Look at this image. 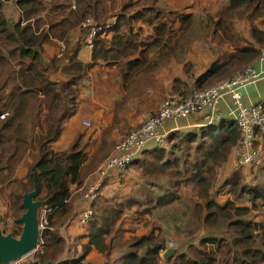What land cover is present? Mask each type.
I'll use <instances>...</instances> for the list:
<instances>
[{
  "label": "trees",
  "instance_id": "trees-1",
  "mask_svg": "<svg viewBox=\"0 0 264 264\" xmlns=\"http://www.w3.org/2000/svg\"><path fill=\"white\" fill-rule=\"evenodd\" d=\"M10 1L13 0H0V196L7 200L10 209L9 217H3V232L14 237L21 235L22 224L17 220L26 211L23 196L32 192L35 185L39 188L37 199L45 202L41 209H52L50 229L41 234L43 251H36L34 262L28 264H162L161 253L166 249L163 227L153 225L156 227L131 236L124 243L125 252L115 257V248L122 247L121 242L116 244V237L122 232L116 230V225L129 209L139 214L141 220L153 210L175 207V203L184 205L191 213L195 211L198 224L217 225L222 220L224 226L234 230L232 237L198 238L203 248L212 247L209 246V251L195 250L192 256L181 251L177 257L181 264H216V250L223 247L236 253L231 264H264V223L246 219L248 207L231 199L224 205L209 199L203 208L200 203L192 206L183 200L185 187L209 186L210 178L216 176L239 145L241 132L232 117L223 115L216 122L206 123L201 114H193L190 118L199 126L171 131L163 144L148 147L133 159L129 170L132 174L139 173L136 182L132 183L129 175H118V183L112 188L115 193L108 194L109 181L105 180L97 198L85 199L86 208L77 214H74L77 197L72 195V186L82 188L85 180L95 175L111 156L115 145L141 123L119 141L107 140L105 135L109 132L104 133L91 155L82 144L83 133L65 151L53 148L66 122L78 112L81 85L90 70L101 61L108 66L120 64L128 97L135 93L139 96L158 83L159 72L178 54L179 35L195 29L191 28L192 15L180 18L183 25L177 36L163 21L162 13L168 9L161 0H15L17 20L9 17ZM149 1L153 6L146 7ZM228 2L211 27V38L227 51L198 76L194 74L193 63H184L190 79L173 80L169 89L172 98L186 100L257 63L264 46V0ZM237 16H245L251 25L247 37L233 30ZM88 18L98 23L116 18L118 23L107 31L106 34L112 32L110 38L97 35L91 61L84 63L79 55L85 45V34L75 45H70V36ZM144 28L152 30L146 38H142ZM56 40L66 43L64 52ZM49 46L62 55L55 52L45 58ZM57 72L66 77L62 83L52 79ZM257 103L263 106L264 114V98ZM156 113L154 109L153 114ZM255 150L258 158L250 165L235 167L237 170L225 182L235 200L248 202L252 207L264 202L263 133L258 132ZM28 158L31 161L26 175L19 177L17 172ZM246 168H252L254 181H248L250 175L244 176ZM128 183L132 184V190L123 193ZM82 192L84 198L85 191ZM113 201L117 202L115 206L111 204ZM87 209H92L93 220L83 224L82 215ZM72 216L86 233L74 237V250L70 249V254L58 261L66 242L52 228ZM84 239L86 243L77 252L76 245ZM188 246L192 244L186 243L185 247ZM93 252L102 256L103 261L90 260Z\"/></svg>",
  "mask_w": 264,
  "mask_h": 264
},
{
  "label": "rangeland",
  "instance_id": "rangeland-1",
  "mask_svg": "<svg viewBox=\"0 0 264 264\" xmlns=\"http://www.w3.org/2000/svg\"><path fill=\"white\" fill-rule=\"evenodd\" d=\"M228 1L229 0H161V4L163 6H166L168 9V10H164V13H162V15L164 16L163 21L164 23L167 24V27L169 29H172L174 33L175 32L177 33V36L180 34L179 33L180 27L183 25V22L180 20V18L183 17L185 14L192 15L193 24H191L192 25L191 28L193 27L195 29H191V31L189 32L187 31L186 33H184L183 36L179 35L178 38H180V41L178 44L179 51L177 55L178 57L181 58L175 59V61L173 60L172 62L175 64L174 67H171L169 69V72L167 73H163V74L159 73L158 83L151 85L149 87L148 93L146 92L149 95L148 98L149 106L147 107V111H153V109L157 111L159 106L164 100L173 97L170 95L169 92L170 89L169 84L173 82V77L183 74V76L185 75L186 79H190L188 78L189 75L186 76L184 67L182 68V64H184L183 62L185 61L192 62V60H188V57L194 60L196 59L195 62L198 61L197 63L199 64H203V66L201 67L194 66L195 72L200 73L201 70H203L202 72H204L214 59H216L217 57H222L225 51H227L225 48H222V46H220L221 44L217 43L211 38V34H212L211 27L212 25H214L215 20L217 19L218 15L222 12V10H224V8L227 7L229 3ZM148 5L153 6V3L149 1V3L145 6L147 7ZM168 11H171L172 14H169ZM233 23H234L233 30H235L237 33H240L241 35H245L246 32L249 29H251V25L246 21L245 16H241V17L237 16L234 19ZM80 30L82 31L83 34H85L84 33L85 31L82 28H80ZM144 31L146 33H144L142 38H146L148 34L152 33L151 32L152 30L146 28H144ZM185 57L187 58V60L183 61ZM203 61H206L207 63ZM255 63L251 65H247L244 69L254 65ZM191 69H193V67H191ZM238 73L239 71H237V74ZM140 115L141 112L139 111L138 116ZM151 115H153V112L149 113L146 116V118L142 121L140 126L141 125L143 126V124L147 121V119ZM189 119L191 118L189 117ZM177 123H184V121L179 120V122ZM176 125L179 126V124ZM153 145H155V143L150 142L147 144V148ZM233 163H234V153L231 154L228 161H226L225 164L218 169L216 176H212L210 178L211 180L209 182L210 183L209 186L199 185L195 187L193 186H190L188 188L185 187L184 188L185 194L183 196L184 202L191 203L192 206H194V203H200L202 204V208H203V206L209 199L214 200L221 205H224L229 199H231L238 205H244L249 208V213L246 216V219H251L253 221H258L259 223L260 222L264 223L263 201H259L258 202L259 205L257 207L254 206L252 207L248 202L235 200L232 197V195L229 193L230 186H226L225 182L226 179L229 178L232 175V173L237 170ZM251 169L252 168L243 169L244 170L243 174L245 177H248L250 175L248 178V181L250 182L254 181L253 179L255 177V175L250 172ZM129 171L125 175L127 176L129 175V179L132 183L136 182L139 173L137 172L138 174L137 173L132 174L131 171L130 172ZM130 175H133V177H131ZM91 176L93 177L94 175ZM139 180L140 179H138V181ZM131 186L132 184L128 183V187L126 189L123 188V193H127V194L130 193V191L132 190ZM114 193L115 190L113 189L108 192V194H114ZM133 194L135 195L134 191ZM3 204L4 207H6V216L9 217L10 209L7 206L8 202L6 199H5V203ZM111 204L112 206H115L117 202L113 201ZM107 205H109L108 202ZM124 214L125 215L122 221L120 220L116 225V230L119 229L122 230L119 236L116 237V244L120 242L122 243V247L117 246L115 248L117 257H119L121 254L125 252L126 245L124 243L128 241V239L131 236L141 235L147 230H150L153 225H158L161 228L163 227V235L165 236L166 239V249L161 253L162 264H181L179 260H177V257L179 256L181 251L182 252L185 251L186 256L188 255L192 256L194 254V251L199 249L209 251V246L211 245L207 246V248H203V246H201L200 244V241L197 240L198 238L208 235L211 236L219 235L226 237H232L234 235L233 234L234 230L231 227L224 226L225 224L221 223L222 220H220L217 225H207L202 223L198 224L197 221L195 220L197 219L195 211L191 213V211H189V209L187 210L186 207H184V205L178 203H175V207L172 206L165 209L153 210L152 214L146 215L145 217L143 216L144 218H142L141 220L139 219L140 215L134 214V212H132L131 209L127 210ZM174 217L178 218L177 220L179 221L176 220L174 221L173 219ZM146 224L148 226H145ZM154 227L156 226H153V228ZM160 236L162 237L161 233ZM188 242L192 244L191 247L190 246L185 247V244ZM230 243L231 242H229V244ZM39 247L40 248L42 247L41 244ZM39 247L36 251L40 250ZM170 248L179 249V253L171 257V259L166 260L163 258L162 255L167 249ZM216 254H217L216 264H231L232 258L236 255V253L233 250H229V247H223L220 250H216ZM32 260L30 259V257H26L23 258L22 263L28 264Z\"/></svg>",
  "mask_w": 264,
  "mask_h": 264
},
{
  "label": "crops",
  "instance_id": "crops-1",
  "mask_svg": "<svg viewBox=\"0 0 264 264\" xmlns=\"http://www.w3.org/2000/svg\"><path fill=\"white\" fill-rule=\"evenodd\" d=\"M7 4H8L7 7L9 11V17L17 20L18 8L15 5V0L10 1ZM82 35L84 36L79 26L77 30L71 33L70 45H75V43H77V41L81 39ZM111 35L112 32L104 36L110 38ZM244 36L247 37L248 33L246 32ZM61 42L56 40V43H58L59 46ZM60 51H62L61 46H60ZM60 51L58 54L57 49H54L50 46L46 47L45 58H49L53 56L55 52L57 53V55L61 56ZM92 51L93 49H90L86 45H84L79 55L80 59L84 63L90 62L92 58ZM180 58L181 57H178V55H176L172 59V61L173 60L175 61V59H180ZM185 60H187L186 57L184 58L183 61ZM188 60H192L191 63L194 62L193 64L195 67L203 66V64L197 63L198 61L195 62L196 59L194 60L188 57ZM172 61L165 64L162 71H160L159 73L163 74L169 72V69L171 67H174L175 65ZM183 63H186V61ZM183 66L184 65L182 64V68ZM121 69L122 66L120 64L108 66L106 62L101 61L92 70H90L88 77L84 80L83 84L81 85L78 112L72 119H70L64 125L62 136L53 145L54 150L61 152L65 151L70 147V145L76 139L77 135L83 133L84 137L82 140V144L84 146L86 145V151L88 152V155H91L100 144V141L104 133L109 132L107 133V135H105V138L109 141L122 140L126 136V133L138 127V125L142 123V121L146 118V116L149 113L153 112V111H147V107L149 106L148 103L149 95L147 94L149 88H147L144 91V94L142 93L138 96L136 95L137 93H135V94H131V96L128 97V94L123 87ZM202 71L203 70H201L200 73L194 72V74L198 76L201 73H203ZM176 77L185 79V75L183 76V74H180L179 76ZM176 77H173V80ZM64 78L66 77L62 75L61 72H57L52 75V79L60 83L64 81ZM172 83L169 84L170 88L172 86ZM263 98H264V81H261L245 89L243 95V102L245 105H251V104H256L258 101H260ZM230 103L231 101L229 99H226L224 102L221 103V111H223V114L226 116H230V105H231ZM139 111L141 112L140 116H138ZM84 121H90L93 127L92 128L84 127L82 124ZM180 121H184V123H177L179 121L177 122L168 121L167 123H165L163 127V131L168 134L169 132L174 130L199 126L189 118L184 120L181 119ZM176 124H179V126H177ZM30 161L31 158L26 159L24 164H22V166L19 168L17 172L19 177H24L26 175V167ZM90 178H92V176H90L85 180L84 182L85 184L83 185L84 187L86 185V182H88V185L92 184L93 180H90ZM118 178L119 176L117 174H113V176L108 180L109 181V186H107L108 192L112 190L113 186L117 185ZM82 188H77V185L72 186V195L75 198L77 197L76 209L74 214H77V212L86 208L85 198L81 197V193H83ZM2 202L5 203V199L0 196V217L1 216L5 217L6 207H4V204ZM8 220L10 221V219ZM2 228H3V223H2ZM52 231L57 232L61 237L64 238L66 242L65 250L58 261H61L65 257H67V255L70 254L69 253L70 249L71 251L74 250L72 247L73 238L86 233V230L81 229L79 227L74 216H72V218L64 222L61 226L52 228ZM42 243L43 241L41 240V244ZM85 243H86V239L82 240L81 244L76 245L77 252H81V247ZM39 249L40 252L43 251L42 247L41 248L39 247ZM116 256L117 253L115 252V257ZM28 257H30L31 260L34 259V253L29 255ZM89 259L97 263L103 261V257L99 256L95 252L90 254Z\"/></svg>",
  "mask_w": 264,
  "mask_h": 264
},
{
  "label": "built area",
  "instance_id": "built-area-1",
  "mask_svg": "<svg viewBox=\"0 0 264 264\" xmlns=\"http://www.w3.org/2000/svg\"><path fill=\"white\" fill-rule=\"evenodd\" d=\"M75 10L76 7L73 6ZM118 19L113 18L105 23H98L92 19L82 21L80 28L85 32V45L93 49L94 40L98 34L106 35L116 26ZM63 52L66 44L61 42ZM62 55V54H60ZM264 81V46L260 49L259 59L255 65L249 66L233 78L223 81L205 91L194 93L186 100L169 98L159 106L157 113L151 115L143 126L133 131L123 141L117 143L111 156L98 168L97 173L92 177L91 185L86 182L82 191H85L84 198L95 200L98 191L105 180H109L113 174L125 175L133 159L144 149L147 144H163L167 133L163 131L168 121L177 122L181 119H188L193 114H201L204 122L212 123L218 121L224 114L221 111V103L226 99L231 101L230 117H232L240 132L241 140L234 151V166L244 167L252 164L258 158L255 150L258 132L264 134V114L261 104L245 105L243 95L246 88ZM5 116L3 115L2 118ZM83 126L92 128L90 121H84ZM87 188V190H86ZM52 209L43 208L39 211V229L43 231L50 229L49 216ZM93 220L92 209H87L82 215V223L86 224ZM23 259L16 260L10 264H23ZM34 262V259L31 261Z\"/></svg>",
  "mask_w": 264,
  "mask_h": 264
},
{
  "label": "water",
  "instance_id": "water-1",
  "mask_svg": "<svg viewBox=\"0 0 264 264\" xmlns=\"http://www.w3.org/2000/svg\"><path fill=\"white\" fill-rule=\"evenodd\" d=\"M39 188L35 185L32 192L23 196L25 213L17 220L22 224V233L19 237L4 234L2 229L3 217H0V264H10L34 253L41 244L39 229V211L45 202L38 200ZM179 253V249L170 248L163 253L164 259H170Z\"/></svg>",
  "mask_w": 264,
  "mask_h": 264
},
{
  "label": "clouds",
  "instance_id": "clouds-1",
  "mask_svg": "<svg viewBox=\"0 0 264 264\" xmlns=\"http://www.w3.org/2000/svg\"><path fill=\"white\" fill-rule=\"evenodd\" d=\"M40 241H41V240H40ZM35 252H36V251H35ZM35 252H34V253H35ZM27 257H28V256H27Z\"/></svg>",
  "mask_w": 264,
  "mask_h": 264
}]
</instances>
